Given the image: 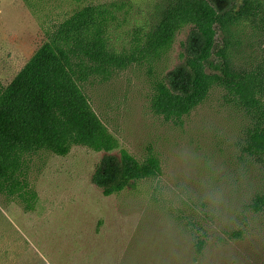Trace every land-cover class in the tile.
<instances>
[{
  "label": "rangeland",
  "instance_id": "rangeland-1",
  "mask_svg": "<svg viewBox=\"0 0 264 264\" xmlns=\"http://www.w3.org/2000/svg\"><path fill=\"white\" fill-rule=\"evenodd\" d=\"M177 1L0 0V91L83 8L116 6L111 46L126 53ZM191 28L158 55L84 85L92 110L120 142L116 155L143 163L153 154L160 174L105 196L93 183L104 153L74 145L65 155H25L20 183L0 191V264H264V208L254 209L264 196V163L244 152L264 113L249 114L217 85L180 120L152 109L157 82L184 62ZM218 41L237 69L264 71L259 18L236 23Z\"/></svg>",
  "mask_w": 264,
  "mask_h": 264
},
{
  "label": "trees",
  "instance_id": "trees-1",
  "mask_svg": "<svg viewBox=\"0 0 264 264\" xmlns=\"http://www.w3.org/2000/svg\"><path fill=\"white\" fill-rule=\"evenodd\" d=\"M240 2V6H237ZM115 5L88 6L49 35L15 80L0 91V191L20 183L16 177L25 155L41 150L65 155L74 145L104 153L93 183L105 196L156 177L160 162L153 155L141 163L92 110L84 85L138 63L142 55H158L173 45L185 25L192 26L184 45V62L157 82L152 109L167 120H180L201 106L210 89L222 87L254 116L264 113V71L237 69L221 48L218 35L241 21L262 20L256 0H178L131 52L111 46L110 29L117 21ZM262 13V14H261ZM262 15V16H261ZM220 58L215 65L213 57ZM244 152L264 163V127L248 131ZM264 208V196L254 209ZM204 243H199L201 253Z\"/></svg>",
  "mask_w": 264,
  "mask_h": 264
}]
</instances>
